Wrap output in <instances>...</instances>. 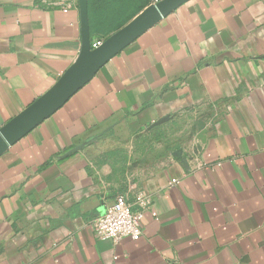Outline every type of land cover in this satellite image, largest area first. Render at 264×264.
<instances>
[{"label": "crops", "instance_id": "crops-1", "mask_svg": "<svg viewBox=\"0 0 264 264\" xmlns=\"http://www.w3.org/2000/svg\"><path fill=\"white\" fill-rule=\"evenodd\" d=\"M81 39L78 0H0V128ZM140 191L142 236L98 239ZM0 264H264V0L182 5L5 153Z\"/></svg>", "mask_w": 264, "mask_h": 264}, {"label": "water", "instance_id": "water-1", "mask_svg": "<svg viewBox=\"0 0 264 264\" xmlns=\"http://www.w3.org/2000/svg\"><path fill=\"white\" fill-rule=\"evenodd\" d=\"M189 1L191 0H161L153 3L121 29L104 39L101 46L93 49L88 0H78L81 51L75 62L51 89L0 128V158L62 108L112 58Z\"/></svg>", "mask_w": 264, "mask_h": 264}, {"label": "built area", "instance_id": "built-area-1", "mask_svg": "<svg viewBox=\"0 0 264 264\" xmlns=\"http://www.w3.org/2000/svg\"><path fill=\"white\" fill-rule=\"evenodd\" d=\"M103 41L93 42L92 48H98ZM178 183V180L172 181V184ZM150 205L151 197L145 192L119 194L105 212L94 220L93 227L97 238L115 243L126 238L139 239L143 234L145 213ZM152 215L157 216L155 212Z\"/></svg>", "mask_w": 264, "mask_h": 264}, {"label": "trees", "instance_id": "trees-1", "mask_svg": "<svg viewBox=\"0 0 264 264\" xmlns=\"http://www.w3.org/2000/svg\"><path fill=\"white\" fill-rule=\"evenodd\" d=\"M91 35L104 39L151 5V0H88Z\"/></svg>", "mask_w": 264, "mask_h": 264}]
</instances>
